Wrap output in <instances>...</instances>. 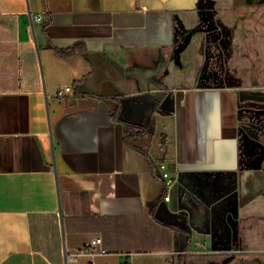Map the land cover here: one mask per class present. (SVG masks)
Masks as SVG:
<instances>
[{
  "label": "crops",
  "instance_id": "obj_1",
  "mask_svg": "<svg viewBox=\"0 0 264 264\" xmlns=\"http://www.w3.org/2000/svg\"><path fill=\"white\" fill-rule=\"evenodd\" d=\"M206 2L0 0V264H217L264 231L238 92L174 60Z\"/></svg>",
  "mask_w": 264,
  "mask_h": 264
},
{
  "label": "rangeland",
  "instance_id": "obj_2",
  "mask_svg": "<svg viewBox=\"0 0 264 264\" xmlns=\"http://www.w3.org/2000/svg\"><path fill=\"white\" fill-rule=\"evenodd\" d=\"M206 3L198 24L174 47V60L194 86L236 89L242 166L264 168V0ZM233 227L217 264H264V231H238L237 220Z\"/></svg>",
  "mask_w": 264,
  "mask_h": 264
},
{
  "label": "built area",
  "instance_id": "obj_3",
  "mask_svg": "<svg viewBox=\"0 0 264 264\" xmlns=\"http://www.w3.org/2000/svg\"><path fill=\"white\" fill-rule=\"evenodd\" d=\"M42 19H43V17L40 14H37L35 16V20H37V21H42ZM71 89L72 88H71L70 85L64 86V87L58 89L57 95L58 96H64ZM165 168H166L165 164L161 163L160 164L161 174H162V176L164 178L167 179L168 172L165 170ZM168 182L169 181L167 180V183ZM107 252H108V250L103 246L102 237L101 236H96V237H93L92 239H90V241H88L83 247H81L78 250V252H73V253L69 254V257L70 258H75L78 253H85V254H88L90 256H95V255L104 254V253H107ZM91 264H97V263L95 261H92ZM121 264H132V263H131V261H124Z\"/></svg>",
  "mask_w": 264,
  "mask_h": 264
},
{
  "label": "trees",
  "instance_id": "obj_4",
  "mask_svg": "<svg viewBox=\"0 0 264 264\" xmlns=\"http://www.w3.org/2000/svg\"><path fill=\"white\" fill-rule=\"evenodd\" d=\"M179 44V41H176L175 45H178ZM118 112V109L116 111V113ZM126 124L128 125V127H136L137 124L134 123V122H130V121H126ZM126 139V138H125Z\"/></svg>",
  "mask_w": 264,
  "mask_h": 264
},
{
  "label": "flooded vegetation",
  "instance_id": "obj_5",
  "mask_svg": "<svg viewBox=\"0 0 264 264\" xmlns=\"http://www.w3.org/2000/svg\"><path fill=\"white\" fill-rule=\"evenodd\" d=\"M203 10H205V9H203ZM231 235H232V232H231Z\"/></svg>",
  "mask_w": 264,
  "mask_h": 264
}]
</instances>
